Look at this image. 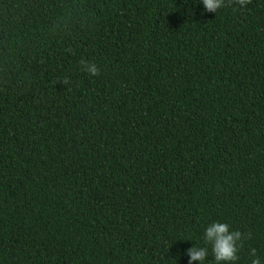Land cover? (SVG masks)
Returning <instances> with one entry per match:
<instances>
[{
    "label": "trees",
    "instance_id": "trees-1",
    "mask_svg": "<svg viewBox=\"0 0 264 264\" xmlns=\"http://www.w3.org/2000/svg\"><path fill=\"white\" fill-rule=\"evenodd\" d=\"M215 222L264 264V0H0V264H215Z\"/></svg>",
    "mask_w": 264,
    "mask_h": 264
},
{
    "label": "clouds",
    "instance_id": "clouds-1",
    "mask_svg": "<svg viewBox=\"0 0 264 264\" xmlns=\"http://www.w3.org/2000/svg\"><path fill=\"white\" fill-rule=\"evenodd\" d=\"M252 0H234L235 4L241 7H246ZM205 12L218 13V11L226 6V0H202ZM81 70L91 76H99L100 69L97 64L87 60H81ZM67 86L70 81L64 79L58 81ZM57 82V83H58ZM250 233L245 234L239 230H233L228 223L215 222L208 226L204 234L205 245L211 246V253L214 257L215 264H235L240 259L238 253L243 248L246 239L250 238ZM187 255L190 257L189 264L199 261L200 264H205L209 255V247L194 246L187 250ZM252 257L251 264H262L257 257L256 249L250 251Z\"/></svg>",
    "mask_w": 264,
    "mask_h": 264
}]
</instances>
